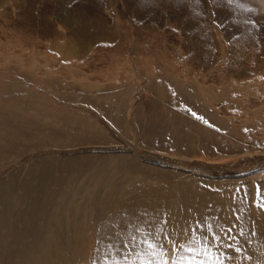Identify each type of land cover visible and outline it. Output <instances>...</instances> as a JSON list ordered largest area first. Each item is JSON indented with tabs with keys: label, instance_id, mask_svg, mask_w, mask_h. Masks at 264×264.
I'll return each instance as SVG.
<instances>
[{
	"label": "bare ground",
	"instance_id": "bare-ground-1",
	"mask_svg": "<svg viewBox=\"0 0 264 264\" xmlns=\"http://www.w3.org/2000/svg\"><path fill=\"white\" fill-rule=\"evenodd\" d=\"M11 1L0 0V11L11 7L0 16V173L37 150L97 145L118 152L37 157L0 178V264H147L152 257L139 243L146 232L185 244L201 233L211 239L215 232L222 239L214 243L220 246L209 252L224 264H264V166L219 176L225 181L190 167L199 160L205 170L223 171L225 164L245 166L253 161L251 155L264 153L245 156L244 164L214 158L230 154L226 136L243 135L241 124L226 121L223 113L240 112L246 136L264 134V52L228 51L224 61V49L217 45V13L211 9L216 34L210 32L209 40L193 37L197 49L184 48L194 52L189 59L163 41L172 34L184 45L183 34L151 30L144 41L140 35L125 38L142 55L136 61L123 46L113 51L122 38L117 19L110 28L71 17L67 21L60 0H39L24 10L35 22L29 33L21 26L18 10L23 6ZM196 1L175 0L176 7L185 2L188 9ZM188 15L179 16V24L168 23L171 30L191 33L193 17ZM32 35H38L37 42ZM101 43V53L91 54ZM98 60L108 69L91 73ZM20 141L30 143L21 146ZM127 143L190 165L178 168L176 161L157 156L147 164L121 153ZM245 168L241 171L252 169ZM132 236L135 248L128 243ZM180 255L190 253L174 252L169 264ZM201 259L211 264L210 257Z\"/></svg>",
	"mask_w": 264,
	"mask_h": 264
},
{
	"label": "rangeland",
	"instance_id": "rangeland-1",
	"mask_svg": "<svg viewBox=\"0 0 264 264\" xmlns=\"http://www.w3.org/2000/svg\"><path fill=\"white\" fill-rule=\"evenodd\" d=\"M56 1L58 3L59 0H56ZM60 1L62 2L60 5L61 6L60 9L64 10V16L67 17L66 18L67 21H69V18L71 17L70 19L75 18L77 20H81V23H84L86 21H92V22H95L96 24H105L106 26H108L110 28L113 26V24L115 23V20L117 19L118 24L120 26L119 27V31H120L119 34L122 35V38H120L119 42H117V44L113 47V51L116 52V48L118 45L123 46L125 52H127V53L130 52L136 61L141 60L142 55L140 54L139 51L135 50V48H134L135 46L131 47L126 42L127 41L126 39H128V37H130V35L133 36V37H131V39L134 38V35H136V36L140 35V37L142 39L143 37H145V38L149 37L151 35L152 31H155L156 33H171V32L177 33L178 32V34H183L184 40L186 38L184 45H183V43H180V40H178V39H176V41H175V38H172V34H169L166 36L167 38L163 39V41L167 42L165 44L166 46L173 47V49L175 47L174 50H176V51H181V50L183 51L186 46L189 48H192V49H197V47L195 46L196 43L192 41L193 37H201V36L207 37L208 35H211V34H209L210 32H213L216 34V31L213 30V28L211 26L212 25L211 20H214L209 14L211 9L212 10L214 9L217 13V17H216L217 25H216V27H217L218 34H216V35H218L217 37L219 38L217 45L219 48L224 49V53H223V55L225 56L223 59L224 61H226V59H228L230 57V53L228 51H231V53H236V54L242 53L244 51V52H246L245 53L246 55H250L251 53H254L255 51L264 52V0H205L207 7L204 4H202L199 0H197V1L195 0L196 2L189 9L186 7L185 2L184 3L178 2L179 5L176 7L175 0H154L152 2H151V0H114V2H110V3L107 0H66V1L60 0ZM11 3L12 4H18V7H20L21 5L23 6L22 11L18 10L19 12H21L20 15L22 17L21 18L22 19L21 20L22 21L21 26L24 27L26 31H29V33L30 32L32 33V30L35 27V22H32L31 19L27 17L26 13H24V10L31 8V7H35L36 5H39L40 4L39 0H12ZM174 6L176 9L174 8ZM179 8H181V9H179ZM206 8L208 9V11ZM186 9H187V11H186ZM1 11H2V13H1ZM1 11H0V14H1L0 16L9 14L11 11V7L6 6L4 8V10L2 9ZM172 11L175 13H178L176 17L172 16ZM189 13H191V17H193V19L191 20V24L192 25L194 24L193 29L190 30L191 33L189 31L182 32V31L177 30V29L171 30V28H170L171 26L168 23L179 24L182 22L181 21L182 18L180 19L179 16L189 18V15H188ZM223 14H225V15L223 16ZM170 15L172 17H170ZM225 16H226V18H225ZM172 18H173V20H172ZM60 19L62 20V22H64V20H66V19H64V17L60 18ZM74 22H75V20H74ZM0 23L3 24V21H0ZM165 28H167V29H165ZM203 31H208V32H206V34H203ZM20 34H25V33H20ZM188 34H189V36H188ZM160 35H163V34H160ZM37 36L32 35L31 36V37H33L32 40L34 39L35 42H37ZM190 36H192V37L190 38ZM0 37H2V36H0ZM207 39L209 40L208 37H207ZM141 41H144V39H142ZM174 41L177 44V46L174 43ZM191 44H192V46H191ZM212 45H214V44H212ZM212 45L211 46L209 45V48L211 50H212ZM103 47H105V46L102 43L99 45L96 44L95 47L93 49H91L92 50L91 54L101 53ZM178 48H180V49H178ZM254 49H255V51H254ZM185 50L183 51L184 52L183 55L186 57V59H189L190 55L193 54L194 52H188ZM135 52H136V54H135ZM257 52H255V53H257ZM113 53H112V55H113ZM137 53L140 55H138ZM248 58L251 59L250 57H248ZM96 61H97V59H96ZM100 61L101 60H98V62H100ZM127 65L129 67V62ZM226 65H227V63H226ZM108 67H109V64L107 62L103 61V62H100V64L97 63V64L93 65L90 72L97 74L100 71L107 70ZM85 71H86L85 76L87 77L88 70H85ZM97 80H99V79L97 78ZM62 82L66 83L67 81L66 82L62 81ZM254 105L258 106V103L255 102ZM66 109H69V108L67 107ZM233 112L235 113V111H233ZM222 115H221V117H224V119L226 121H228L230 119H234V121L236 122V123L234 122L235 125L241 124L239 127L241 128V130H243V131H240L243 135L237 136V138H235L234 136H232V137L229 136L227 138V136H226V141H227L226 143L228 145V149L230 150L229 151L230 154H228L229 156L228 155H219V156L214 155V158L215 157L216 158L226 157L224 159L225 160L228 159L227 161L234 162L235 160H239V161H241L242 164H244L245 162L243 160H245V158L249 157V155H251L253 152L264 151V147H263L264 146V134H255L251 137L246 136V133H249V130L248 129L245 130L243 120L241 119L243 116L240 112L237 115L232 114V112L231 113H228V112L223 113ZM184 135L185 134H181V136H183V138L184 137L186 138L187 135H185V136ZM109 137H110V139H115L117 141L123 140L122 138H116V136L111 137V135H109ZM203 138L206 140V137H203ZM27 142L28 141H26V143ZM24 143H25L24 141H20L18 144H22L21 146H24V145H26V143L25 144ZM29 143H30V141L27 144H29ZM228 143L232 144L231 147L233 148V150L229 146L230 144H228ZM18 144L16 146L21 147ZM126 145H127V148L125 147L126 149L123 147L120 148V149H125L124 150L125 152H121V153L132 154L136 157H139V159H142V160L145 159L148 162L147 164H152L153 161H149V160H155L156 158H159V159L164 158L165 160L170 159L173 162L176 161V163L179 164V165H177L178 168H180V164H184V163L189 164V161L178 162L179 160H177V159L173 160V158H170L167 155H161L158 152L153 153L147 149H142L141 147L138 148L134 144H128L127 143ZM53 149L54 148H49L48 150H45V152H49V154L48 153L46 154L44 152V149L43 150H37L36 151L37 153L35 151H34L35 153L34 152L28 153V155H26L24 158H22L23 160L21 159L18 162V164H15L11 167H7L5 170L1 171L0 178L3 179L5 176L7 178L9 176L8 175L9 173H16V171H18L19 169L24 167L26 164L31 162V160H33L34 158H37V157H40V158L43 157L44 158V157H49V156H53V155H54V157L56 155L61 156V157H68V156H72V155H85V154H94L95 155V154H105V153L110 154V153L118 152L117 148H113V149H112V147L104 148L102 146H97V145H93V146L92 145H84V146L76 148L75 150H72V149H66V150L54 149L53 150ZM96 149H98L99 151H95ZM57 150H59V151H57ZM83 150H91V151L81 152ZM72 151H73V153H72ZM52 152H56V154H50ZM153 156L154 157L157 156V157L154 159ZM230 156H231V158H227ZM61 157H59V158H61ZM6 159H8V158H5L4 160H6ZM250 160H253V161H251L248 164H245V166L244 165L241 166V165H226L225 164V165H223V166H225V168H224L225 170H223V171L218 170V169L205 170L206 168L204 169V165H203L204 162L201 161L202 162L201 163L199 160L194 161V163L191 161L192 163L190 162L191 165L190 164L189 165H190L191 169H193V171H195V172H202V173L204 172V173H208V174L210 173L209 175L212 176L211 180H213V181H214V179H215V181H217V180L218 181H225L226 178H221V180H220V177L242 175L243 172L244 173L245 172H247V173L252 172L253 173V172H256L259 167H263L264 166V153H256L255 155H251ZM156 164H159V162H157ZM205 164H207V162ZM248 166H250V168H252V169L249 171H241V169L246 170L245 167H248ZM234 170H236V171H234ZM261 173H262V171H258L257 175H261ZM226 180H228V179H226Z\"/></svg>",
	"mask_w": 264,
	"mask_h": 264
},
{
	"label": "snow or ice",
	"instance_id": "snow-or-ice-1",
	"mask_svg": "<svg viewBox=\"0 0 264 264\" xmlns=\"http://www.w3.org/2000/svg\"><path fill=\"white\" fill-rule=\"evenodd\" d=\"M193 115H195L193 113ZM264 206V205H261ZM200 225L197 228H193L192 231L196 232L199 230ZM211 228V226H208ZM141 230L138 228L137 232ZM164 229L161 228L160 232H163ZM228 233L231 232L229 228L227 230ZM227 234V233H226ZM222 238L215 232H213V236L210 239L206 234L201 233L200 238L196 239L195 237L190 238L187 243H179L177 240L164 237L163 239L160 237L159 233L154 232H146L140 239L139 243L146 245L148 249V254L152 257L147 261V264H169V260L172 259V254L175 253H183L185 249L190 255H180L176 260L172 262V264H210L209 260L201 259V257H210L211 264H224L222 260H220L219 256L215 252H209V247H219L220 245L215 244V241H219ZM129 244L135 245L137 243L136 237L132 236L128 241ZM225 247H231L230 244L223 245ZM115 247V245H113ZM239 251V248L235 249ZM127 258V253H125V259ZM116 264H119L117 261Z\"/></svg>",
	"mask_w": 264,
	"mask_h": 264
},
{
	"label": "water",
	"instance_id": "water-1",
	"mask_svg": "<svg viewBox=\"0 0 264 264\" xmlns=\"http://www.w3.org/2000/svg\"><path fill=\"white\" fill-rule=\"evenodd\" d=\"M88 151H91V150H83V151H81V152H88ZM49 154V152H46V154ZM51 154H56V152H52Z\"/></svg>",
	"mask_w": 264,
	"mask_h": 264
}]
</instances>
